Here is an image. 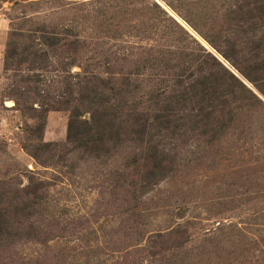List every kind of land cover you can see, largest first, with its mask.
<instances>
[{
  "label": "rangeland",
  "instance_id": "rangeland-1",
  "mask_svg": "<svg viewBox=\"0 0 264 264\" xmlns=\"http://www.w3.org/2000/svg\"><path fill=\"white\" fill-rule=\"evenodd\" d=\"M251 7L264 0H0V264H264ZM206 52L256 97L206 75ZM205 84L228 104L211 140Z\"/></svg>",
  "mask_w": 264,
  "mask_h": 264
},
{
  "label": "trees",
  "instance_id": "trees-1",
  "mask_svg": "<svg viewBox=\"0 0 264 264\" xmlns=\"http://www.w3.org/2000/svg\"><path fill=\"white\" fill-rule=\"evenodd\" d=\"M245 4H247V2ZM253 9L254 8L251 7V8H249V10H246L245 12H243V14L245 16L248 14L249 17L254 19L255 23H257L258 21H263V19H264V13L262 12L263 7H262L261 10L258 11V14H254L252 12ZM262 39H264V30L262 32L261 37L258 39L259 40L258 43L256 44L259 47V50L256 51L253 54V56L248 61V63H250L253 66L258 64L259 54L260 53H264V43L259 44L260 40H262ZM220 55L223 58L225 57L229 61V58H228V56H226L225 53L220 52ZM205 58L208 59V60L205 61L204 63L210 62V64L213 67L218 69V70H212L211 65L209 64L207 69L205 70L207 72L206 75L211 76L213 78V81H218L219 83L223 82L225 84L226 83L225 81L230 79V80H232V81H234L236 83V86L238 87V89H241L243 92H247L248 94H250L253 97L255 96L254 93L252 92V90L249 89L248 87L244 86L242 81H240L239 78H237L219 60L215 59V56H213L209 52H206L205 53ZM232 65H233V62H232ZM259 70H264V60L259 65ZM243 75H244V73H243ZM204 76H205L204 74L201 75V77H204ZM244 76L246 77V79L249 82H251V83L253 82L254 83V80L251 77H249L247 74L244 75ZM205 78H207V77H205ZM197 80H198L197 78L193 79L190 82L189 86L182 87V91L180 93L175 92L174 95L172 97H170V99L172 101H181V102H183L184 98H185V94L190 93V94L193 95V93L195 91L194 90V86L196 85V81ZM20 88L21 87L13 86L12 93L14 92V95H16L18 98H19V95L23 96V97H26V95L27 96L29 95V91L28 90L20 91L19 90ZM209 89H210L209 85H206V84L201 89H199L201 91L200 95L203 94V95L206 96V98H203V100H201V103H203V104H201L199 106V108H200L199 111H202V112H200V115L197 116L196 118H197V123L199 125L198 126L199 134H197V136L205 137V135H208V137L206 136L207 139L210 138V140H211L212 138L214 139L216 133L219 132L217 126L220 124V122H222L220 120V117H224L222 113L226 112V109H228V104L225 103L226 99H223L222 97H219V98L211 97ZM259 90L264 94V92L261 89H259ZM231 96H234V95L232 94ZM231 99H233V98H231ZM70 124L71 123H69L68 128L71 126ZM190 132L192 134L188 133L189 135H193V136L196 135V134H194L193 129ZM153 148H156V147L153 146ZM151 155L154 156V153H152ZM154 168L157 169L158 171H162V169H163L162 166L160 165V163H155L154 164Z\"/></svg>",
  "mask_w": 264,
  "mask_h": 264
},
{
  "label": "water",
  "instance_id": "water-1",
  "mask_svg": "<svg viewBox=\"0 0 264 264\" xmlns=\"http://www.w3.org/2000/svg\"><path fill=\"white\" fill-rule=\"evenodd\" d=\"M221 57V56H220ZM222 58V57H221ZM227 67H229L228 65H226ZM230 68V67H229ZM231 69V68H230ZM234 72V71H233Z\"/></svg>",
  "mask_w": 264,
  "mask_h": 264
}]
</instances>
